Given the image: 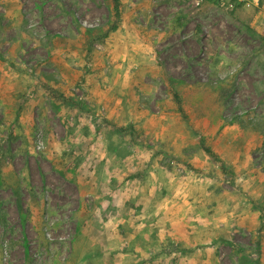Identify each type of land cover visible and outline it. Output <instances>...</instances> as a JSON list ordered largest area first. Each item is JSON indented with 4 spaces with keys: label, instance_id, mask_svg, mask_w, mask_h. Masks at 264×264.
I'll return each mask as SVG.
<instances>
[{
    "label": "rangeland",
    "instance_id": "rangeland-1",
    "mask_svg": "<svg viewBox=\"0 0 264 264\" xmlns=\"http://www.w3.org/2000/svg\"><path fill=\"white\" fill-rule=\"evenodd\" d=\"M112 24L0 0V264H264V0Z\"/></svg>",
    "mask_w": 264,
    "mask_h": 264
},
{
    "label": "trees",
    "instance_id": "trees-1",
    "mask_svg": "<svg viewBox=\"0 0 264 264\" xmlns=\"http://www.w3.org/2000/svg\"><path fill=\"white\" fill-rule=\"evenodd\" d=\"M110 3H111L112 15H113V24L109 28V31H114L119 27L120 21L122 19V0H110ZM175 98L177 100L179 109L182 110L183 108L180 102V95L178 93H175ZM202 146L208 154H210L211 156H213L214 158H216L221 162L222 167L224 169L226 168L225 164L220 159L219 155L211 148L210 145L206 144L203 139H202Z\"/></svg>",
    "mask_w": 264,
    "mask_h": 264
},
{
    "label": "built area",
    "instance_id": "built-area-1",
    "mask_svg": "<svg viewBox=\"0 0 264 264\" xmlns=\"http://www.w3.org/2000/svg\"><path fill=\"white\" fill-rule=\"evenodd\" d=\"M195 7H201L206 1H211L227 10H235L242 4H259V0H190Z\"/></svg>",
    "mask_w": 264,
    "mask_h": 264
}]
</instances>
